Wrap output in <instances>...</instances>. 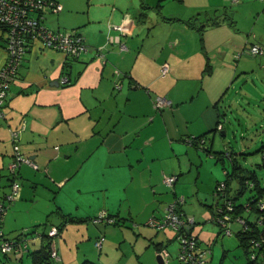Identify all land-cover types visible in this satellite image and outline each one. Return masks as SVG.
I'll use <instances>...</instances> for the list:
<instances>
[{
    "label": "crops",
    "instance_id": "0c3cea01",
    "mask_svg": "<svg viewBox=\"0 0 264 264\" xmlns=\"http://www.w3.org/2000/svg\"><path fill=\"white\" fill-rule=\"evenodd\" d=\"M134 1L115 0L112 4L95 1L96 4L88 7L82 15L80 12H66L64 5L59 13H48L64 14L61 25L66 29L80 28L88 49L78 58H67L58 51L43 49L39 44L28 46L16 77L10 83L7 98L0 107V199L3 200L10 190L7 165L16 144L17 149L39 168L35 169L27 163L19 167L17 175L22 177L23 188L13 211L17 207L21 209L20 204L27 200L30 188L34 187L33 195H37L38 186L48 192L56 185L68 186L73 176L83 174L88 191L96 192L97 200L105 198V206L101 209L113 219L120 220L123 223L120 228L127 225L136 242L138 239L141 241V250L136 251L134 244L128 263L156 264L155 257L159 254L157 245L165 250L167 245H174L175 249L174 233L169 228L155 230L145 223L150 216H161L176 197L181 195L186 198L181 185V180L185 181L182 179L184 176L195 184L198 179L200 185L201 174L206 175L208 180L205 192L201 193L203 197L198 194L200 204L193 197V205L185 208L180 204L178 210L185 217L194 219L193 231L199 236L206 227L212 233L216 231L212 217L217 215L218 200L212 191L214 183L222 179L227 163L219 157L220 151L210 150H213L216 141L217 124L221 125V135L226 134L218 108L220 91L226 90L224 79L228 78V69L231 70L226 57L234 49H243L245 42L251 41L252 32L244 33L235 24L231 26L225 22L207 26L201 40L199 31L185 22L162 20L160 14L168 13L167 9H161L159 14L151 8L152 3L158 0ZM244 2L240 7L248 5V10L236 13L241 20L248 19L247 23H250L253 16L254 19H264V1H254V5L253 0ZM174 6L175 12L166 18L187 19L182 16L181 8ZM145 13L150 18L141 19ZM235 22L240 25L239 21ZM259 26L264 27L261 23ZM110 37H117L118 41L108 42ZM5 38L6 35L3 36L0 31V67L7 55ZM230 41H235L232 50L226 48ZM259 41L264 44V38L259 37ZM121 43L125 44V49H121ZM216 51L224 65L217 73L210 65L211 56ZM164 62L169 64V71L162 77L160 69ZM207 62L209 67H206ZM63 76L68 77L67 83H61ZM116 82L120 83V88L115 87ZM156 96L169 99L170 106L156 109L153 105ZM13 131H18L16 142L12 138ZM189 135H204V145L210 151L207 155H212L206 157L212 160V167L215 168L211 174L201 171L202 157L198 146L184 143ZM226 153L232 163L240 167L237 173L245 172L244 164L240 165L237 157L232 155L234 153ZM249 162L253 163V159ZM261 164L256 163L257 166ZM163 170L178 174L171 188L163 183ZM32 172L41 174L42 180L37 182ZM254 172L260 185L264 186V178ZM234 176L228 189L232 185L234 190H238L240 183L236 174ZM82 189L78 187V191ZM107 201L116 202L114 208L108 207ZM56 205H59L56 211L63 219L72 215L69 210L64 213L61 203ZM192 207L195 208L193 212ZM50 210L27 225L43 226L49 216L56 215L54 211L49 214ZM95 214L92 212L88 217H95ZM9 222L7 213L4 227L8 228ZM60 233L54 236L57 237L55 240L52 238V249L56 254L53 264H68L60 250ZM93 233H98V230ZM204 236V239L208 237ZM99 237L103 235L95 236L94 241L88 236L87 240L96 248L95 241ZM221 237L220 245L217 244L220 247L213 244L219 240L217 236L210 241L205 264H251L237 237L234 240L232 235ZM40 240L32 239V249L41 245ZM56 248H59L60 255ZM102 248L103 244L101 249L96 248L97 252ZM167 252L170 258L171 253ZM84 255L82 258H89V255ZM169 258L164 264L169 263ZM175 258L184 264L176 254ZM97 263L108 264L102 258H98Z\"/></svg>",
    "mask_w": 264,
    "mask_h": 264
},
{
    "label": "rangeland",
    "instance_id": "374dc122",
    "mask_svg": "<svg viewBox=\"0 0 264 264\" xmlns=\"http://www.w3.org/2000/svg\"><path fill=\"white\" fill-rule=\"evenodd\" d=\"M58 1L65 6L66 12H80L82 15V13H86L88 7H92L93 4H96L95 1L99 4L102 1L112 4L115 0ZM138 1L140 0H136L134 1V3H137ZM244 1L246 0H158L152 3L151 8L156 11L166 8L168 13L165 12L162 14V16L166 17L169 16L168 14H170L171 12H175L176 8L174 5H177V7L181 8V14H183L182 16H185L184 18L188 19L196 16L199 17L200 21H197L196 26H199L201 25V23H204L203 33L207 26L217 25L226 22L231 26L236 25V28H238V30H241L244 33H255L257 36V40H259V37L264 38V27L259 26L260 23L261 25H264V19H254L253 16L250 17V23H247L248 19L241 20L240 17L236 15V13L240 12L241 10H248V5L243 6V8L240 7L245 3ZM254 1L258 0H253V5L255 4ZM152 9L150 11H152ZM206 13L208 14V17L204 16V14ZM146 14L147 13L143 14L140 18H150L149 16L147 17ZM63 16L64 14L62 13L58 15L48 14L47 16H45L43 22L46 26L50 28H57L56 26H59L58 28L63 30L66 29V27L61 25L62 18L64 19ZM160 18L162 20L164 19L162 17ZM215 18L217 23L211 24L210 20ZM236 20L239 21L237 23H239L240 25L236 24ZM253 41L254 40L251 38V41L247 40L246 44L244 45L248 47L250 46L249 42ZM233 44H235V41L228 42L226 44V48L232 50L234 48L232 47ZM241 50L234 49L233 51H231V54L228 55L229 58L226 57V60H228L227 64L229 65L231 70L228 69V73L230 72V75L228 74V78L224 79L223 83V87L226 90L220 91L222 92L220 93L221 100L218 102L221 122L224 125L226 134L221 135V125L217 124L215 127L216 141L213 150L210 151H220V158L223 160L224 163H227V165L225 164L227 169H224L223 177L224 174L228 175L229 172H232V159H230V156H226L225 154L227 151H229L234 153L232 155L235 156V158L237 157V160L241 166H243L244 164V167L246 169L257 171L258 174H261L259 176L262 179L264 178V166H257L256 163H264V159H262V154L260 152V147L264 146V53H261L257 56L244 54L240 58H236V55ZM221 51H225V49H221ZM213 56L218 57L219 59L214 60ZM211 57L212 62L210 63V65L212 64L216 73L222 71V67H224V65L221 64L222 61L220 59L221 57H219L218 55V51H216V53H214V55H212ZM210 65L208 64V66ZM225 67L227 69V66ZM225 80H228L226 81L227 83H225ZM193 137H196V135H190V138ZM211 137L212 132L210 133L209 138L211 139ZM185 138H188V136ZM185 144L191 146L190 142H186ZM198 151L202 157L200 162L201 171L207 175L211 174L215 171V168L212 167V160H209L206 157L212 156L207 155L210 151H208L207 147L205 148V145L204 147L202 145H199ZM254 156H256V158H254ZM250 159H253V163L249 162ZM165 161L170 162L167 159ZM163 172L167 175H176V177L178 175L176 171L170 172L163 170ZM32 174L34 177L36 176L37 182H39V180H42L41 174H36L35 172H32ZM160 175L162 176V170L160 171ZM201 176V179L203 178L201 180V185L198 184V179L197 184H195L188 181V176H184L182 178L186 181L185 182L181 180V185H183L184 187L183 194L184 196H186V198L184 199L185 201L182 204V206L184 205L185 208L194 204L192 202L193 197H195V200L198 203V194L199 196L203 197V194L201 193L205 192L204 188L206 187L208 177L204 174H201ZM9 177L11 179V183L12 181H16L19 183L20 191L18 197L15 196L16 200L7 202L6 214L8 213V217L10 218V226L6 228L3 224L2 230L5 235L9 238H24L25 240L23 241L22 239L20 242V250L16 255L18 259H15L13 254H11V259H7L4 257L2 251L0 250V258L4 261L6 260V264H29V260L26 256V253L27 250H33L32 237L34 236V238H36V233H42L44 229L42 224H38L35 226L27 224H31V222H33L32 220L38 219L42 215V213L48 210L49 208L52 209L50 210L49 214L54 212L56 213V215L49 216V223H57L58 221L63 219L61 213L59 211H56L57 207L59 206L56 205L57 203H61L60 207L61 209L65 210L64 213H68L67 211L69 210L72 214L71 216H66L64 218L66 219V223L63 225L61 233L58 236V238L61 239L62 242V248L60 250H62L64 260L68 264H72L75 261L77 262L76 264H80L83 260H89L97 263L98 258H102L108 264H129L128 255L132 253V248L134 244L136 245V251L139 249L141 250V241L138 239L136 242L134 234L128 230L127 225H125L126 227L123 226L124 228H120L123 225L120 220H118L116 223L111 224H96L93 223L92 220L88 217V215L92 214V212L96 213L97 215L99 214V212L102 210V206H105V198L100 197V199L97 200V196L95 194L96 192L88 191L87 187L83 182V180L85 179V176H83V174H81L80 176H73L68 186L56 185L53 188L49 189L48 192L43 191V189L38 186V190L36 193L37 195H33L34 187L30 188L28 185V189L30 188V192L29 195L26 197L27 200H24V203L20 204L22 205L21 209H17V207L14 211L13 207L15 206L16 202L19 201L18 199L21 194V189L23 188V180L22 177L18 175L9 174ZM223 177L221 178L223 179ZM218 183L220 184L221 182ZM190 185L193 186V189H191ZM198 185H200V187H198ZM78 187L83 188V191H78ZM178 187L180 191V184L178 185ZM226 188L227 184L225 182L224 191L226 190ZM236 191L237 190H234V187L231 185L230 192L236 193ZM56 193L57 195L55 201H53L55 197L54 195ZM212 194L217 200L219 199L217 198L219 196L218 190H215ZM249 195H251V191L246 190L244 192L243 197L246 198ZM106 204L108 207L114 208L116 202L107 201ZM209 205L211 204L209 203ZM198 209H200V207H198ZM193 211H195V208L192 207V212ZM186 215L189 214L186 213ZM182 216L184 217V215ZM186 222H188L190 229H192L195 223L194 219H192V221L187 220ZM208 223L211 222H206V224ZM213 225L216 227L215 233H212V230H209V227H206L207 229L205 230V232L200 235V238L204 242H202L203 244L209 241H213L214 237L217 236L219 240L214 241L213 244L216 243L215 245H220V238L222 237L221 235L217 234L219 232V228L215 223ZM196 226L199 227V224H196ZM230 227L234 229L233 225H231ZM95 230H98V233H93L95 232ZM101 234L103 235V248L100 252H97L96 248L90 245L89 240L94 241V237L100 236ZM203 234L208 237L206 239L202 238ZM88 236H90L89 240H87ZM227 237L229 238L230 236ZM56 238L57 237H54L53 240H55ZM235 238L236 237L233 233L232 239L234 240ZM24 243H27L26 248L24 247ZM165 248H167V250L171 253L168 264H181L175 258L176 246L175 249L174 245H167V247ZM56 249L58 255H60L59 248ZM84 254L89 255V258H82V256H85ZM21 257L22 260H19V258ZM155 261L156 264H158L156 257ZM53 262L54 261H52V264Z\"/></svg>",
    "mask_w": 264,
    "mask_h": 264
},
{
    "label": "built area",
    "instance_id": "2783aa9c",
    "mask_svg": "<svg viewBox=\"0 0 264 264\" xmlns=\"http://www.w3.org/2000/svg\"><path fill=\"white\" fill-rule=\"evenodd\" d=\"M237 1V0H233ZM264 1V0H262ZM63 9V5L56 0H0V31L6 33V58L3 65L0 67V107L4 104L7 93L9 90L10 83L16 77L18 69L21 65L23 55L31 43L39 44L43 49H49L53 51H58L62 53L67 58H78L82 53L86 52L88 49V44L86 38L79 28L72 29H59L50 28L46 26L43 22L44 17L48 13H59ZM113 28H121V26H113ZM118 41L117 37L108 38V42ZM121 49H125V44L121 43ZM261 49L258 45H253L250 48V52L253 54L260 53ZM169 71V64L164 62L161 64L160 73L164 77ZM69 81L67 76L61 78V83H67ZM116 88H120V83H114ZM156 109H160L166 106H170V100L163 96H156L153 102ZM220 125V124H219ZM218 125V128H219ZM18 136V131L12 132L13 141L16 142ZM199 145L203 144V138L193 137ZM190 138L186 139L190 142ZM14 154L12 155L11 161L7 165V169L10 174L17 175L19 167L24 164H30L33 168L38 169V165L31 160L28 156L23 155L18 149L17 145L14 144ZM176 181V175H163V183L166 186L172 187ZM219 195L224 192V182H221L217 186ZM223 187V189H222ZM20 191L19 183L12 181L10 183V190L8 194L5 195L4 199L7 202L16 200L15 196L18 197ZM16 197V198H17ZM225 197L220 198L218 204V212L221 215V221H233L238 225L247 228L245 220L239 215L232 214L233 205L231 201ZM5 201V202H6ZM183 197H178L169 203L165 209V214L161 218L155 216H150L146 225L155 229H163L164 227H171L177 231L185 228L186 231L190 229L187 220L192 221V217H183L175 211L177 203H182ZM260 208H264V203L259 204ZM7 212V205L0 200V250L5 254L15 253L17 248L13 245L12 241L4 237L2 230V223L4 222ZM95 223H114V219L108 216L105 210H101L99 214L92 219ZM259 225L264 224L262 217L257 219ZM229 229H226L227 233ZM47 234L54 237L58 234V230L55 226H50ZM183 241L189 246H193V241L187 240L185 236ZM181 237V238H182ZM103 237H99L95 241V246L99 250L102 246ZM264 243V228H262V234L260 235L259 241L255 243L257 249ZM256 252V251H255ZM184 251L180 254L179 258H184ZM259 254L260 252H256ZM256 253L251 254V258L256 257ZM163 262H167L169 258V253L162 249L159 251ZM51 255L53 258L56 257L54 249H52ZM190 259V258H188ZM187 259V260H188Z\"/></svg>",
    "mask_w": 264,
    "mask_h": 264
},
{
    "label": "trees",
    "instance_id": "16d2710c",
    "mask_svg": "<svg viewBox=\"0 0 264 264\" xmlns=\"http://www.w3.org/2000/svg\"><path fill=\"white\" fill-rule=\"evenodd\" d=\"M157 12H159V14H160V10ZM160 16L162 18H164L163 20H166V21H172V20L183 21L186 24H188L189 26L194 27L197 31H199L200 39L203 40L202 33H203V27H204L203 24L204 23H201V25L196 26V23L199 20L198 16L191 17V18H188L185 20H182L179 18H166V17L162 16L161 14H160ZM205 17H208L207 13H206ZM210 22H211V24L217 23L216 18L211 19ZM76 28H78V27H76ZM1 33H4L6 35L5 32H1ZM250 38H252L254 41L249 42L250 46H248V47L245 46L244 49H242L236 55V58H239L240 56H242L244 54L251 55V56H257V55H260L261 53H264V44H262L259 40H257L256 34L252 32ZM245 44H246V42H245ZM253 45L259 46V48L261 49L260 53L253 54L250 52V48ZM5 49H6V43H5ZM22 60H23V58H22ZM206 67H209L208 62L206 64ZM203 136H202V138H203ZM189 138H190V135L188 136V139ZM195 138H201V136H196ZM186 139L187 138L184 139L185 143L187 142ZM190 139H191L190 140L191 146H195V147L199 146L198 142H196L194 140V138H190ZM204 142H205V140L203 138V144H204ZM205 148H206V146H205ZM260 152L262 154V159H264V146L260 147ZM225 154L227 156V153H225ZM261 166H264V163H262ZM238 168H240V167L236 166V164L233 163L232 170H231L232 172H229L228 175L224 174V177L222 180L216 181L214 183L212 193L215 190H217L216 186L219 184L218 182H224V183L226 182L227 188L223 192L222 196L220 194L217 197V198H219L218 202H219L220 198H222V197H225L228 200H230L231 205H233V207H234L232 210L233 216L239 215L240 217H242L245 220L248 227L244 228V227L238 225L237 223H235L233 221H226V220L221 221L220 220L221 215L218 212V206H219L218 202L216 204V208H217L216 214L217 215L215 217H212V221L220 229L219 235H233V233H234L235 237H237V239L239 241V246L243 249L244 253L247 255V258L251 264H264V243H262V244L260 243L261 246L259 247V249H257L258 247H256V245H255V243L257 241H259L260 235L262 234V228H264V224L259 225L257 222V219L260 217H262V220H264V208L261 209L259 206V204L264 203V186L260 185L254 170H248V169L244 168L245 172L239 174V173H237ZM234 172H236L235 174H236V177H237L240 185H239V188L236 191V193H230V189H228V185H229V181L233 177H235L234 176L235 174L233 175ZM176 179H177V177H176ZM167 187H169V186H167ZM169 188H171V187H169ZM246 190L251 191V195H249L246 198L245 197L243 198L244 192ZM177 198L178 197H176L175 199H177ZM225 198H223V199H225ZM0 200H2V199H0ZM3 203L5 205H7V201L5 202V199H3ZM183 203H184V199H183L182 203H177L175 211L178 214H181V213L183 214V212L180 213V211L178 210V208L180 209V207H178V205L183 204ZM107 214H108V216H111L109 213H107ZM164 214H165V210L161 216H158V217L155 216V217L161 218L164 216ZM95 217H91L90 219L92 220ZM48 221L49 220L47 219V221L43 224L44 230L42 231V233H38V234L36 233V235H35L36 238L41 239L40 240L41 245L37 249L27 250L26 256L28 257L29 264H52L53 256L51 255V252H52V247H53L52 246V238L53 237L49 236L47 234V231H48L49 227L53 224L49 223ZM65 221H66V219L62 220L60 223L55 224V227L58 230V234L60 233L63 225L65 224ZM116 221L117 220L114 219V223ZM93 223H95V222H93ZM231 225L234 226V229H232L230 227ZM2 226H3V223H2ZM166 228H169L174 233L173 239H174V242L176 244V257L178 259H180L179 256L184 251L183 255L185 256L184 258H186V260L181 258L180 261L182 263H184V264H205L206 263L207 253H208L207 251H208V246L210 244V241L203 244L204 243L203 240L200 238V236L197 234V232L193 231V228L189 229L187 231L185 228H182L180 231H177L175 229H172L171 227H164L163 229H160V230H164ZM226 229H229L228 231H230V232L227 233ZM155 230H159V229H155ZM182 236H185L187 238V240H190V237H192L191 240L193 241V243H192L193 246L189 247L183 241ZM4 237L6 239H9L10 241H12L13 245L17 248L16 252L12 253V254L14 255L15 259H18L16 257V255H17L18 251L20 250V242L22 239H23V241L25 239L24 238H22V239H20V238H9L5 235V233H4ZM43 237H45V238H43ZM32 239H34V236L32 237ZM24 247L25 248L27 247V243H24ZM161 248L162 247H159V245H157L158 251H161L162 250ZM255 251L260 252V253L257 254ZM253 253H256V257L254 259L251 258V254H253ZM3 255L5 258L11 259V254L3 253ZM188 258H190V259H188ZM19 260H22V257L19 258ZM5 261L0 258V264H6ZM80 264H97V263L89 261V260H83Z\"/></svg>",
    "mask_w": 264,
    "mask_h": 264
},
{
    "label": "water",
    "instance_id": "95a60500",
    "mask_svg": "<svg viewBox=\"0 0 264 264\" xmlns=\"http://www.w3.org/2000/svg\"><path fill=\"white\" fill-rule=\"evenodd\" d=\"M156 260H157L158 264H164L160 254L156 255Z\"/></svg>",
    "mask_w": 264,
    "mask_h": 264
}]
</instances>
